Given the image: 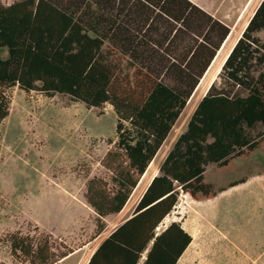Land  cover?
I'll use <instances>...</instances> for the list:
<instances>
[{
	"label": "trees",
	"instance_id": "16d2710c",
	"mask_svg": "<svg viewBox=\"0 0 264 264\" xmlns=\"http://www.w3.org/2000/svg\"><path fill=\"white\" fill-rule=\"evenodd\" d=\"M263 30L264 0L132 216L88 264H138L144 253V264H176L191 237L178 222L160 226L180 194L196 201L217 196L225 189L204 181L207 167H227L264 141L263 132L252 136L259 127L264 131ZM228 33L189 0H0V50L6 51L0 57V125L14 87L67 96L88 108L112 107L116 141L100 162L109 177L90 178L84 193L97 217L96 237L105 229L103 219L128 202ZM10 249L25 264H61L73 253L48 238L18 233Z\"/></svg>",
	"mask_w": 264,
	"mask_h": 264
},
{
	"label": "rangeland",
	"instance_id": "374dc122",
	"mask_svg": "<svg viewBox=\"0 0 264 264\" xmlns=\"http://www.w3.org/2000/svg\"><path fill=\"white\" fill-rule=\"evenodd\" d=\"M12 1L2 0L5 4ZM0 57L5 58L6 51L0 50ZM217 67L210 69L207 77L199 82L200 92L206 87L207 78L215 75ZM7 96L9 115L0 125V264H25L11 253L10 237L14 233L36 240L48 238L60 251H74L93 238L97 217L85 202V185L94 176L109 177L100 162L116 141V116L108 104L88 108L62 95L49 97L14 87L7 91ZM202 97L198 93L183 109L132 192L127 203L132 213ZM258 132L264 133L259 127L252 136L258 137ZM259 178L264 180V141L250 156L235 159L227 167L209 165L204 174V181L215 189L227 191L233 188L229 187L231 184H237L212 202L218 212L225 210L229 199L247 198L253 193L248 191L257 190L255 184ZM179 199V207L162 225L169 223L178 211L181 216L191 214L190 205L185 203L188 200L191 204L189 196L181 193ZM262 200L254 194L250 203H242L256 212L251 221L255 219L258 237H264ZM209 204L211 201L199 205L206 211ZM246 235H251V231L247 230Z\"/></svg>",
	"mask_w": 264,
	"mask_h": 264
},
{
	"label": "crops",
	"instance_id": "0c3cea01",
	"mask_svg": "<svg viewBox=\"0 0 264 264\" xmlns=\"http://www.w3.org/2000/svg\"><path fill=\"white\" fill-rule=\"evenodd\" d=\"M189 1L213 20L226 26L229 30L225 41L221 44L213 62L200 81L207 77V73L210 69L212 70L219 66L216 69L215 75L207 78L205 81L207 82V84H205L206 87L201 89V92L199 87L200 84L198 85L193 92L192 99L197 96L198 93L203 96L206 94L210 85L217 78L227 56L248 25V22L262 0ZM263 33L264 30L258 33L261 39ZM224 51L226 52L223 58H221ZM259 179L261 180L255 184L257 190L248 191V193H253H250L247 198L229 199L228 202H225V210H223V212H221V210L218 212V209L212 202L222 197L233 188H236L234 186L207 200L196 201L189 197L191 204L188 203V200L185 203L187 206L190 205L191 214L188 213L181 216L178 211L177 216H174L169 223L164 225L161 224L160 228L164 230L171 222H178L181 228L191 237V242L183 251L176 264H264V237L257 236L255 219L251 221V218L256 215V212L254 209L248 210L246 206H242L243 202L250 203L254 194H256L258 198H263L262 203H264V180L263 178ZM203 201H211L206 211L202 210L201 205H199ZM127 203L121 212L105 217L103 219L105 222V229L96 237L85 241L78 249L64 258L61 264H88L100 244L118 226L132 216V207H128ZM176 207H179V203ZM262 216L264 217V208ZM217 217H219V221ZM107 218L110 219L109 222L105 220ZM247 230L251 231V235L248 237L246 235ZM145 259L146 254L144 253L138 264H144Z\"/></svg>",
	"mask_w": 264,
	"mask_h": 264
},
{
	"label": "water",
	"instance_id": "95a60500",
	"mask_svg": "<svg viewBox=\"0 0 264 264\" xmlns=\"http://www.w3.org/2000/svg\"><path fill=\"white\" fill-rule=\"evenodd\" d=\"M152 179H153V178H152ZM150 182H151V181H150ZM149 184H150V183H149ZM149 184H148V185H149ZM146 189H147V188H146ZM146 189H145V190H146ZM144 192H145V191H144Z\"/></svg>",
	"mask_w": 264,
	"mask_h": 264
},
{
	"label": "built area",
	"instance_id": "2783aa9c",
	"mask_svg": "<svg viewBox=\"0 0 264 264\" xmlns=\"http://www.w3.org/2000/svg\"><path fill=\"white\" fill-rule=\"evenodd\" d=\"M158 229H159V228H158ZM158 229H157V230H158Z\"/></svg>",
	"mask_w": 264,
	"mask_h": 264
}]
</instances>
